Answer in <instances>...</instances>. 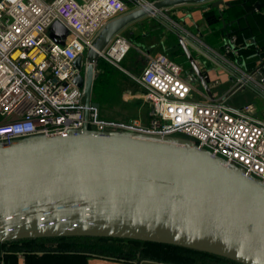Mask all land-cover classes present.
I'll return each instance as SVG.
<instances>
[{"label":"water","instance_id":"1","mask_svg":"<svg viewBox=\"0 0 264 264\" xmlns=\"http://www.w3.org/2000/svg\"><path fill=\"white\" fill-rule=\"evenodd\" d=\"M209 2L225 3L161 0L108 22L86 56L74 62L77 86L87 74L86 102L101 108L92 98L96 65L116 35L158 11ZM68 34L61 22L52 23L57 43L64 45ZM179 40L195 74L192 82L212 98L210 79L181 35ZM256 56L258 64L261 53ZM62 236L150 241L264 264V181L180 137L85 127L0 143V245Z\"/></svg>","mask_w":264,"mask_h":264},{"label":"built area","instance_id":"2","mask_svg":"<svg viewBox=\"0 0 264 264\" xmlns=\"http://www.w3.org/2000/svg\"><path fill=\"white\" fill-rule=\"evenodd\" d=\"M157 1L161 0H0V143L62 135L85 127L99 132L180 137L264 181V119L257 106L238 105L229 100L231 94L214 92L225 69L218 63L221 60L227 63V75L239 72L235 86L250 82L264 91V57L246 72L239 65L245 42L235 32L228 31L222 51L197 40L195 52L206 60L203 66L207 67V61L217 66L219 78L212 80L209 70L197 60L204 77L210 79L212 98L192 82L195 74L191 70L185 75L179 63L157 53L149 56L140 77L132 76L144 94H130L129 98L148 104L146 122L105 117L92 100L86 102L87 74L84 71L83 86H77L80 71L75 60L84 57L108 22ZM171 11L164 9L155 15ZM54 21L68 30L64 45L50 36ZM130 49L131 44L120 33L100 59L119 66Z\"/></svg>","mask_w":264,"mask_h":264},{"label":"rangeland","instance_id":"3","mask_svg":"<svg viewBox=\"0 0 264 264\" xmlns=\"http://www.w3.org/2000/svg\"><path fill=\"white\" fill-rule=\"evenodd\" d=\"M180 7L172 10L169 14L159 13L130 25L121 33L131 44V49L123 61L119 66L110 63L113 66L112 70L104 74L100 80L96 68L93 81V96L101 103L104 115L123 120L138 118L141 112L146 114V102L140 98H129V95L133 94L141 97L144 94L143 87L134 81L132 76H141L150 55L164 53L186 69L184 70L185 75L190 72L192 67L180 43V35L185 41L193 45L194 48L188 46L189 50L193 56H197L195 52V46H198L197 40L205 43L206 38L213 31L212 25L223 20L220 14L225 8L209 7L207 3L189 4ZM213 9H216L215 12L212 11ZM207 63H210L208 67H217L210 61H207ZM218 63L225 68L223 73L227 74V63L222 60L218 61ZM233 73L235 75L232 89H229L231 85L227 87L223 83L222 86H224L220 89V92L224 94L229 89L231 91L229 100L238 105L253 103L257 106L264 119V91L262 88L250 82L235 86L239 72ZM196 84L199 87V84ZM97 90L99 96L96 92ZM17 256L16 261L18 258L22 259V254ZM8 261L11 263V258H8ZM8 261L6 257L0 254V264H8ZM86 264H88L87 261Z\"/></svg>","mask_w":264,"mask_h":264},{"label":"trees","instance_id":"4","mask_svg":"<svg viewBox=\"0 0 264 264\" xmlns=\"http://www.w3.org/2000/svg\"><path fill=\"white\" fill-rule=\"evenodd\" d=\"M236 4L232 3L229 7H225L220 14L223 20L212 25L213 31H211L212 33L206 38L205 42L210 47L222 51L228 31L235 32L240 41L245 42L239 56V60L242 62L247 55H253V50H251L252 44L248 43L243 32L236 31L239 28V23L236 24V22L241 19L243 13L241 6L238 7ZM215 10L212 11L215 12ZM224 23L227 26L226 28H224ZM231 23L234 24L231 25ZM233 28L235 31H232ZM245 34L247 35L248 32L246 31ZM256 49L253 59L248 64L250 68L257 64L259 57L256 54L258 52L261 53L262 58L264 57V48L259 43H257ZM194 57L196 58V56ZM112 67L109 62L99 59L96 65L99 80L104 74L111 71ZM209 75L211 79L215 78V76ZM96 92L99 96L98 90ZM93 100L97 101L94 96ZM101 113L103 116L108 117L102 112V106ZM0 247V254L6 257L7 261L8 258H11L12 264H17L18 254H22L25 264H86V261L91 258L113 260L127 264H242L224 257L176 245L110 237L26 238L4 242ZM11 263L8 261V264Z\"/></svg>","mask_w":264,"mask_h":264},{"label":"crops","instance_id":"5","mask_svg":"<svg viewBox=\"0 0 264 264\" xmlns=\"http://www.w3.org/2000/svg\"><path fill=\"white\" fill-rule=\"evenodd\" d=\"M225 3L220 5L219 8H225V7H229L232 3L239 2L236 5L239 7L241 6L243 13L241 16V19H239L236 24L239 23V28L236 30L237 32H243L245 39L250 41V43H252V49L253 50V55L255 54V51L257 50V43H259L263 48H264V0H224ZM255 3H259V8H257L255 6ZM204 4V3H203ZM208 6L212 5V2L207 3ZM177 8H181L179 7H175L172 10H175ZM234 23H231V25ZM232 31H235V29L233 28ZM246 31L248 32V34L246 35ZM255 42V43H254ZM206 43V42H205ZM253 55L249 54L246 56V58H244L242 60V62L239 61V65L245 70V71H251L252 68L248 67L249 62H251V59H253ZM196 60H198V62L201 64V66L204 65L203 62H205L206 60L202 61L201 57L199 55L196 56L195 58ZM207 67L204 69L205 71L209 70V74H211L212 76H215L214 79L215 80L217 78H219V75L216 71V69L214 67H208L210 63H207ZM203 67L201 68V70L204 72ZM234 76H230L227 75L225 73H223L222 75H220V80L221 83L220 85L214 90V92L217 95H225V94H229L230 91L229 89H232V86L234 85ZM224 83V85H227L231 87L228 89V91L224 94H222L220 92V89L223 88L222 84ZM199 86H201L199 84ZM146 114L141 112V114L139 115L138 119H141L142 121L146 122L147 121V114H148V104H147V110H145ZM144 114V115H143ZM143 116V117H142ZM21 255V254H20ZM18 257V256H17ZM21 260L20 258L17 259V264H25L24 258L23 256H21ZM88 264H127V263H122V262H117V261H113V260H106V259H98V258H91L88 261Z\"/></svg>","mask_w":264,"mask_h":264},{"label":"flooded vegetation","instance_id":"6","mask_svg":"<svg viewBox=\"0 0 264 264\" xmlns=\"http://www.w3.org/2000/svg\"><path fill=\"white\" fill-rule=\"evenodd\" d=\"M209 7H214L213 5L209 6Z\"/></svg>","mask_w":264,"mask_h":264}]
</instances>
